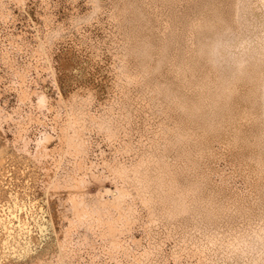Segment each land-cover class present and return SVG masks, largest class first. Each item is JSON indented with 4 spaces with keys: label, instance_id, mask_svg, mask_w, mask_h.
<instances>
[{
    "label": "bare ground",
    "instance_id": "bare-ground-1",
    "mask_svg": "<svg viewBox=\"0 0 264 264\" xmlns=\"http://www.w3.org/2000/svg\"><path fill=\"white\" fill-rule=\"evenodd\" d=\"M29 1L0 0V147L34 162L39 178L24 179L46 222L37 214L34 251L5 252L3 227L0 261L264 264V0H64V19L56 0ZM105 9L111 96L94 109L88 64L73 57L86 36L57 45ZM89 132L110 156L88 165Z\"/></svg>",
    "mask_w": 264,
    "mask_h": 264
},
{
    "label": "rangeland",
    "instance_id": "rangeland-1",
    "mask_svg": "<svg viewBox=\"0 0 264 264\" xmlns=\"http://www.w3.org/2000/svg\"><path fill=\"white\" fill-rule=\"evenodd\" d=\"M36 2V3H35ZM55 2H57L58 7L55 10L56 13V17H58L57 19H64L65 16L69 13L72 12L73 7H71V4H68L67 2H65L64 0H62V3L60 0H56ZM31 10H33L34 6L36 7V5L38 4V0H30L29 1ZM36 4V5H33ZM63 4V5H62ZM79 6V7H78ZM77 7L80 11H84L85 10V3L83 0H79ZM107 10L105 9V11L100 15V19L102 20V22L104 23H96L95 21H93L89 26L87 27H83L80 31L78 32H73L68 34V32H65V36H63L64 38L62 39L63 41H61L57 46L58 51L62 52V54H64V52L70 48H72V44L73 39L75 42H81L82 40V36H86L85 37V44H82V53L80 54H74L73 57L75 56L78 60H82V65L85 66L86 64H88V75L87 78L85 80V85L88 88H92L95 92H96V97L93 103V108L94 109H98L100 104L106 102L109 98V96H111V92H110V87L112 84V72H111V63H112V57H111V53H110V49L109 47H107V45H104L103 42L106 39L107 33H108V23L106 25V12ZM58 15V16H57ZM103 17V18H102ZM26 19L23 18L22 16H18L17 17V21L15 23L16 28L18 29L17 32H20L22 29H25V25H26ZM103 24V25H102ZM100 26V27H99ZM106 26V27H104ZM85 30V31H84ZM82 32V34H81ZM79 33V34H78ZM84 33V34H83ZM71 35V36H70ZM28 36H30V33L28 34ZM70 36V37H69ZM75 44V43H74ZM85 50V52H84ZM91 50H97V54L98 56L94 57L93 59H91L89 57V52ZM90 60L89 63L87 62L88 59ZM20 61H24L25 60V56L23 55L22 58H19ZM40 78H38V83L40 87H43L47 93L48 96L50 97H55L54 94V89H53V85L51 83V80L49 78H47L44 73L40 74ZM6 98H7V103H8V110H11V108L14 106L15 104V98L13 95H9L8 93H5ZM5 97V96H4ZM136 107V106H135ZM89 139H90V151H89V155H88V165L91 162H94L96 160H98L100 158V152H104L105 156H110V149L107 146V144L105 143V141H103V139L97 135L94 132H89L88 133ZM137 138L136 134L133 135V141H135ZM221 162V164H220ZM218 164L222 165L223 162L220 161ZM217 164V167H219V169L224 167V164L222 165V167H220ZM214 178V177H212ZM237 182V186H240V183L238 181ZM33 184V183H32ZM105 185L110 186V181L107 180L104 182ZM23 184H21L20 186H22ZM24 187V186H23ZM100 186H98L97 184L91 185L90 186V192H96L99 189ZM38 204L36 205V207L34 208H30L29 212H26L27 214V226L25 227V229L20 230L19 227V218H20V213L18 211H14L12 213V215H15L17 217L16 220H12V219H7L8 222L10 223H6V225L4 226H0V232L2 231L3 227H7L10 228L11 231H9L10 236L7 237L6 243L3 245L4 247V251L5 252H13L14 249H19L18 251L21 252L23 249L29 247L31 248L33 251L36 248L35 243H33L30 239V233L32 235H37L40 237L38 231L36 230V226H35V221L37 220V214H39L38 211ZM140 222L139 219L136 220V222L133 225V232L135 234L136 237H140ZM40 240H44V238H41ZM9 245V246H8ZM165 250H168V244L166 243L164 246ZM86 256H84V264H86ZM95 264H105L103 259L97 260Z\"/></svg>",
    "mask_w": 264,
    "mask_h": 264
},
{
    "label": "snow or ice",
    "instance_id": "snow-or-ice-1",
    "mask_svg": "<svg viewBox=\"0 0 264 264\" xmlns=\"http://www.w3.org/2000/svg\"><path fill=\"white\" fill-rule=\"evenodd\" d=\"M69 71L75 72L77 75L80 74L79 69L75 67H70ZM9 153L10 149L0 147V164L7 165L0 173V226L6 225V217L12 220L17 219L15 215H12L14 211L29 212L30 208L36 207L39 203L31 196L33 191L30 187L31 180L24 179L25 173L29 171L34 172L36 178H39V172L35 168L34 162L22 156L16 157L14 154H12L10 161L2 159L9 156ZM17 161H19V164ZM21 184L24 185L23 188L20 187ZM22 196L24 198L23 204L21 203ZM38 211L41 214L39 219L45 221V209L39 208ZM39 234L43 237L44 229H40ZM0 264H4V262L0 261Z\"/></svg>",
    "mask_w": 264,
    "mask_h": 264
}]
</instances>
